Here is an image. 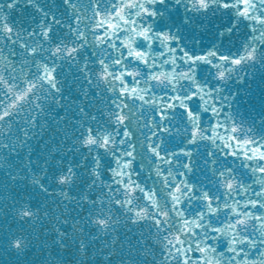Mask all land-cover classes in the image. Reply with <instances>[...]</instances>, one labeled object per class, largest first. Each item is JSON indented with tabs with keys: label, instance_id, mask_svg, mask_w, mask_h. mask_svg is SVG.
Masks as SVG:
<instances>
[{
	"label": "snow or ice",
	"instance_id": "snow-or-ice-1",
	"mask_svg": "<svg viewBox=\"0 0 264 264\" xmlns=\"http://www.w3.org/2000/svg\"><path fill=\"white\" fill-rule=\"evenodd\" d=\"M257 78L264 0H0V257L264 264Z\"/></svg>",
	"mask_w": 264,
	"mask_h": 264
},
{
	"label": "water",
	"instance_id": "water-1",
	"mask_svg": "<svg viewBox=\"0 0 264 264\" xmlns=\"http://www.w3.org/2000/svg\"><path fill=\"white\" fill-rule=\"evenodd\" d=\"M234 88H239L241 96L238 98L240 103V111L247 117H257L259 114L264 113V80L257 78L255 81H250L248 85L237 84L233 85ZM7 264H39L38 251H30L25 257L19 259L15 257H0V264L4 260Z\"/></svg>",
	"mask_w": 264,
	"mask_h": 264
}]
</instances>
